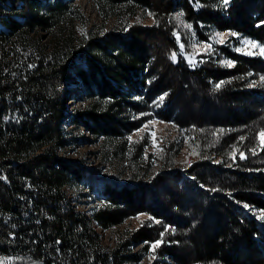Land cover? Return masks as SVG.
Listing matches in <instances>:
<instances>
[{
	"label": "trees",
	"instance_id": "trees-1",
	"mask_svg": "<svg viewBox=\"0 0 264 264\" xmlns=\"http://www.w3.org/2000/svg\"><path fill=\"white\" fill-rule=\"evenodd\" d=\"M78 1L0 0V264H264V236L239 208L264 211V55L215 44L191 67L176 37H188L181 17L200 40L231 31L264 46V0H92L100 25ZM79 90L85 106L68 111ZM153 119L194 146L184 173L151 176L147 142L130 141ZM67 122L127 167L91 215L74 205L89 171L69 157ZM181 145L157 158L177 167ZM138 214L104 244L98 228Z\"/></svg>",
	"mask_w": 264,
	"mask_h": 264
},
{
	"label": "rangeland",
	"instance_id": "rangeland-1",
	"mask_svg": "<svg viewBox=\"0 0 264 264\" xmlns=\"http://www.w3.org/2000/svg\"><path fill=\"white\" fill-rule=\"evenodd\" d=\"M76 4H78L83 9L86 16H88L90 24H101L100 16L92 0H80L76 2ZM186 25L187 24L183 21V19L181 20L180 17V26L184 31V34L188 32V37L186 40L183 38L184 41L181 39L178 33L176 37L179 41L180 53L191 67L199 66V64L204 59L202 56L210 52L215 44L221 46L228 44L234 51L244 55H253L255 51L260 52V46H262L260 43L251 38H243L231 31L216 32L208 40H200L195 35L193 29L186 27ZM110 27L111 24L107 23L102 29H108ZM227 33H234L235 35H228ZM246 40L255 42L257 47L253 48L251 44L246 45L244 43ZM184 46L187 50L184 48ZM189 101L190 99H188L187 102L184 100V103L181 102L184 108L183 117H185L188 106L192 109V104L189 105ZM85 104L86 101L83 96V92L79 90L78 93H75L68 99V111L73 112L77 109H81L85 106ZM65 129L66 132H69L72 129L71 133H69L67 136L68 140L73 144L71 145L69 157L76 161H81L89 171L88 179H86L84 184H81L80 187L73 191L72 195L74 197V205L79 211L91 215L93 210L101 203V192L106 182L124 184L128 181V177L126 175L127 167L124 160L119 158H111L109 156L106 159L103 157L104 146L100 137L95 139L91 137L84 128H74L69 122L65 124ZM261 133H264V131ZM130 137L131 142L139 141L143 143L144 140L147 142L145 148V159L148 157V154L153 156L152 167L150 170L151 176L166 174L176 169H179L181 172H183V168L190 167L194 164L196 156L194 146L189 144V138L187 139L185 133L181 129H176L174 124L153 119L144 123L141 128L134 130ZM178 138L182 139V145L177 151V167L164 166L162 160L158 159L157 156H161V154L165 151V145L168 142ZM259 140L261 144L264 143V137H262L261 134L259 135ZM168 188L169 187L167 186V189ZM182 203L184 205L187 202L183 200ZM242 208L245 212V215L254 219L258 223V228L260 231L264 232V211H258L252 205L243 206ZM147 219L148 216L146 214H138L128 218L116 226H113L110 229L103 230L98 228V231L104 244L107 246H112L126 231L137 229ZM155 224H159V222L156 221ZM151 248L153 249L152 246ZM153 258L154 256L152 253L147 254L144 257L143 262L151 263ZM166 263L178 264L170 257H167Z\"/></svg>",
	"mask_w": 264,
	"mask_h": 264
},
{
	"label": "snow or ice",
	"instance_id": "snow-or-ice-1",
	"mask_svg": "<svg viewBox=\"0 0 264 264\" xmlns=\"http://www.w3.org/2000/svg\"><path fill=\"white\" fill-rule=\"evenodd\" d=\"M223 3L226 5V4H228L229 3V0H223ZM182 15V14H181ZM186 27H190V25H186ZM228 35H235L234 33H227ZM244 43L246 44V45H248V44H251V46L253 47V48H255V47H257V45H256V43L255 42H251V41H244ZM239 51V50H238ZM246 54H251V53H246ZM260 54L261 55H264V46H260ZM173 59H175V54H173ZM228 63V66H231V62H227ZM220 85L218 84V85H216V87L218 88ZM163 97H161V99H162ZM261 136L262 137H264V133H261ZM129 139H131V137H129ZM243 139V138H242ZM253 154L255 155V151H254V149H253ZM240 158L241 159H244L245 158V156H244V154L243 153H240ZM161 235H163V233H161ZM159 241H157V242H155V243H153V245H152V247L153 248H155V247H157L158 245H159Z\"/></svg>",
	"mask_w": 264,
	"mask_h": 264
}]
</instances>
